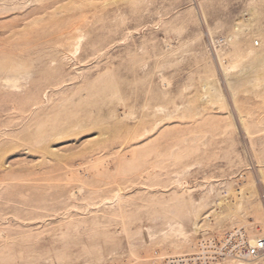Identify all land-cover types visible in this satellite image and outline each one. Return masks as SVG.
<instances>
[{"label":"rangeland","instance_id":"374dc122","mask_svg":"<svg viewBox=\"0 0 264 264\" xmlns=\"http://www.w3.org/2000/svg\"><path fill=\"white\" fill-rule=\"evenodd\" d=\"M236 227L264 237V0H0V264Z\"/></svg>","mask_w":264,"mask_h":264},{"label":"built area","instance_id":"2783aa9c","mask_svg":"<svg viewBox=\"0 0 264 264\" xmlns=\"http://www.w3.org/2000/svg\"><path fill=\"white\" fill-rule=\"evenodd\" d=\"M264 258V237L250 238L243 228H232L219 234L206 233L190 253L163 257L160 264H235ZM261 264H264L261 263Z\"/></svg>","mask_w":264,"mask_h":264}]
</instances>
